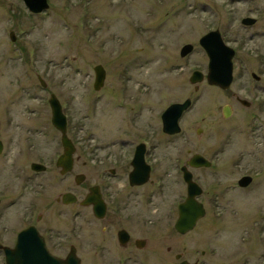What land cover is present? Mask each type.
<instances>
[{
    "label": "rangeland",
    "instance_id": "rangeland-1",
    "mask_svg": "<svg viewBox=\"0 0 264 264\" xmlns=\"http://www.w3.org/2000/svg\"><path fill=\"white\" fill-rule=\"evenodd\" d=\"M49 4L47 11L32 14L23 0H0V118L11 106L15 122L46 123L47 135L40 137L39 147L53 157L61 150L48 104L55 93L70 118L81 124L88 151L84 149L82 160H91L95 143L119 138L157 143L154 156L171 168L160 181L163 218L168 206L175 207L186 195L173 157L188 158V148L204 154L213 165L195 170L194 176L204 189L200 201L207 213L192 233L178 236L177 251L187 245L196 256L205 250L213 253V260L264 264V0ZM246 16L257 22L243 25ZM213 29L236 50L228 90L210 85L206 78L190 82L194 70L205 76L208 72L209 58L199 39ZM186 43L194 50L182 58L180 49ZM98 64L106 69V80L95 90ZM252 72L262 80L256 82ZM236 95L252 106L247 108ZM188 97L193 106L180 119L182 131L164 134L161 114ZM226 105L232 107L230 117L223 114ZM243 174L254 178L246 188L237 184Z\"/></svg>",
    "mask_w": 264,
    "mask_h": 264
},
{
    "label": "flooded vegetation",
    "instance_id": "flooded-vegetation-1",
    "mask_svg": "<svg viewBox=\"0 0 264 264\" xmlns=\"http://www.w3.org/2000/svg\"><path fill=\"white\" fill-rule=\"evenodd\" d=\"M11 41L14 40L11 38ZM251 75L256 82L262 80L256 72ZM236 98L247 108L252 106L253 102H242L238 95ZM48 104L52 122L49 99ZM5 109L3 120L0 118V134H5L0 136V259L3 264L9 253H18L16 249L22 238L54 258L73 256L79 264H233L231 260H213V253L205 250L196 256L187 245L177 251L178 236H188L196 228L182 234L176 223L180 204L188 195L183 167L193 175L195 170L208 168L188 163L199 152L188 148V158L173 157V166L186 184V195L175 207L173 203L169 205L163 218L160 181L163 182V175H170L171 168L154 156L159 147L157 143L150 146L145 140L136 142L127 138L95 143L91 149L97 150L91 153V160H82L87 145H83L81 124L73 121L63 107L67 135L74 146L72 165L67 170L60 160L65 154L60 130L51 123L61 136V150L50 157L39 147L40 137L47 135L46 123L15 122L11 115L14 109L11 106ZM17 131H26V134L23 137ZM138 151L142 156L135 161ZM171 158H168L170 162ZM203 194L204 191L199 200Z\"/></svg>",
    "mask_w": 264,
    "mask_h": 264
},
{
    "label": "water",
    "instance_id": "water-1",
    "mask_svg": "<svg viewBox=\"0 0 264 264\" xmlns=\"http://www.w3.org/2000/svg\"><path fill=\"white\" fill-rule=\"evenodd\" d=\"M27 8L34 13H40L49 8L48 0H23ZM256 18L245 17L242 19L244 25L252 26L256 23ZM12 40H15V36L11 33ZM201 46L205 49L208 57V72L205 76L202 71L195 70L190 77V82L193 84L202 82L205 78L210 85L218 86L223 90L230 88L234 80V62L233 58L235 56V49L229 46L223 39L222 34L219 29L212 30L201 37ZM194 49L193 44H186L181 49V56H186ZM95 70V82L94 88L99 90L103 87L106 80V69L102 64H98L94 68ZM254 76H257L255 73ZM41 83L45 86V81L39 77ZM258 78V77H257ZM198 89V86H196ZM244 102L246 100H243ZM52 109V124L62 132V143L65 148V154L63 158L61 157V165H65L67 170H70L72 165V156L74 152V146L72 141L67 135V118L63 112L62 104L55 93L51 94L49 100ZM192 104L190 98L186 99L182 103L171 104L162 114L163 120V131L169 134H177L181 132V126L179 123L185 110H187ZM223 114L225 117H230L232 114L231 106L226 105L223 108ZM199 133L202 132L201 128L198 130ZM141 152L138 151L136 155V160L142 156ZM142 162V159L138 161ZM136 163V162H135ZM188 163L193 167H209L211 162L207 160L203 155L196 153L188 161ZM184 179L188 187V195L184 202L180 204L179 207V218L176 223L177 230L184 234L188 231L194 229L200 219L205 217L206 209L202 202L198 200V196L203 193L202 187L193 180V174L188 170L187 167H183ZM133 179V177H132ZM252 181L251 176H243L238 184L240 186H248ZM90 201V198L89 200ZM23 240V241H22ZM24 238L20 239L17 246V254L9 253L6 264H79L77 258L69 256L67 259H57L44 250H38L37 247L25 243ZM24 243V244H23ZM39 251L41 255H39ZM182 264H188L183 262Z\"/></svg>",
    "mask_w": 264,
    "mask_h": 264
}]
</instances>
